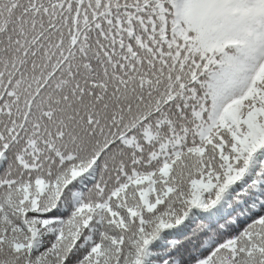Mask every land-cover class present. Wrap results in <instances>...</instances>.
<instances>
[{
	"label": "snow or ice",
	"instance_id": "6c2138e0",
	"mask_svg": "<svg viewBox=\"0 0 264 264\" xmlns=\"http://www.w3.org/2000/svg\"><path fill=\"white\" fill-rule=\"evenodd\" d=\"M0 264H264V0H0Z\"/></svg>",
	"mask_w": 264,
	"mask_h": 264
}]
</instances>
